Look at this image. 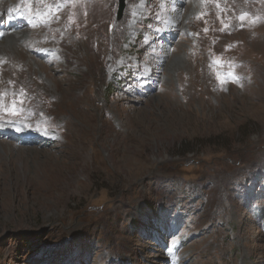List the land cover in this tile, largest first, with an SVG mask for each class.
<instances>
[{"label": "rangeland", "instance_id": "rangeland-1", "mask_svg": "<svg viewBox=\"0 0 264 264\" xmlns=\"http://www.w3.org/2000/svg\"><path fill=\"white\" fill-rule=\"evenodd\" d=\"M117 10L0 0V264H264V0Z\"/></svg>", "mask_w": 264, "mask_h": 264}, {"label": "bare ground", "instance_id": "bare-ground-1", "mask_svg": "<svg viewBox=\"0 0 264 264\" xmlns=\"http://www.w3.org/2000/svg\"><path fill=\"white\" fill-rule=\"evenodd\" d=\"M41 28H42V27H41ZM15 29H16V28H15ZM16 32H17V31H16ZM24 32H25V31H24ZM24 32H23V33H24ZM10 33H11V32H10ZM16 34H19V33H16ZM6 35H7V34H6ZM6 35H5V36H6ZM62 36H63V35H62ZM13 37H14V35H10V36L6 37L2 42H0V53L5 51L4 48H5V46H6L9 42H12V45H14V46H15V49L17 50V48H18V47H17V43H16V41L14 40ZM20 37H21V36H20ZM16 38H17V37H16ZM18 39H19V38H18ZM25 39H26V38H25ZM19 44H20V43H19ZM8 45H9V44H8ZM8 51H9V50H7V52H8ZM13 52H14V51H13ZM17 52L19 53L17 58H21L22 55H21V53L19 52V50H18ZM21 62H22V61H21ZM16 64H17V63H16ZM21 66H22V65H21ZM7 67H8V66H7ZM7 67H6V68H7ZM19 67H20V66H19ZM24 67H25V66H24ZM24 67H23V68H24ZM11 68H12V66H11ZM13 68H15V67H13ZM20 68H21V67H20ZM1 69H2V68H1ZM16 69H17V67H16ZM5 70H6V69H5ZM11 70H12V69H11ZM26 70H27V69H26ZM26 70H25V71H26ZM8 71H9V70H8ZM12 71H13V70H12ZM19 71H21V70H19ZM0 72H1V71H0ZM6 74H7V73H6ZM10 74H11V73H10ZM13 74H14V73H13ZM1 75H3V74H1ZM7 75H8V74H7ZM7 75H6V76H7ZM12 76H13V75H12ZM10 77H11V76H10ZM10 77H9V78H10ZM13 78H14V77H13ZM17 78H18V77H17ZM1 79H2V78H1ZM19 79H20V78H19ZM0 86H1V85H0ZM15 86H16V85H15ZM5 92H6V91H5ZM2 93H3V92H2ZM4 94H5V93H4ZM4 96H5V95H4ZM4 96H3V97H4ZM7 96H8V95H7ZM6 98H7V97H6ZM0 99H1V98H0ZM0 144H2V146L4 147V143H0ZM5 145H6V146H5L6 148H9V147L12 148V145L9 144V143H8V144H5ZM2 164H3V163H2Z\"/></svg>", "mask_w": 264, "mask_h": 264}, {"label": "water", "instance_id": "water-1", "mask_svg": "<svg viewBox=\"0 0 264 264\" xmlns=\"http://www.w3.org/2000/svg\"><path fill=\"white\" fill-rule=\"evenodd\" d=\"M126 7H127V0H118V10L116 14L117 21L122 19Z\"/></svg>", "mask_w": 264, "mask_h": 264}, {"label": "snow or ice", "instance_id": "snow-or-ice-1", "mask_svg": "<svg viewBox=\"0 0 264 264\" xmlns=\"http://www.w3.org/2000/svg\"><path fill=\"white\" fill-rule=\"evenodd\" d=\"M240 19L243 20L244 19V16H241ZM5 123H8V122H5ZM16 130L17 131H20L21 129H16Z\"/></svg>", "mask_w": 264, "mask_h": 264}]
</instances>
